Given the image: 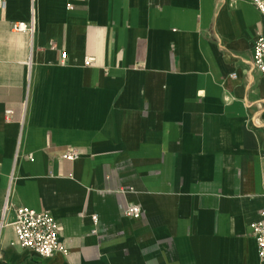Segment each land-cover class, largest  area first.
Returning <instances> with one entry per match:
<instances>
[{"label":"crops","instance_id":"obj_1","mask_svg":"<svg viewBox=\"0 0 264 264\" xmlns=\"http://www.w3.org/2000/svg\"><path fill=\"white\" fill-rule=\"evenodd\" d=\"M257 33L250 0H3L0 264H264ZM18 206L51 213L67 254L14 244Z\"/></svg>","mask_w":264,"mask_h":264},{"label":"built area","instance_id":"obj_2","mask_svg":"<svg viewBox=\"0 0 264 264\" xmlns=\"http://www.w3.org/2000/svg\"><path fill=\"white\" fill-rule=\"evenodd\" d=\"M258 13L264 20V0H250ZM3 0H0L2 6ZM13 31H32L33 24L13 23L11 25ZM54 49L55 46L51 45ZM65 52L61 53V58L64 59ZM94 63V57L87 56L83 60L84 66H91ZM251 68L264 76V33H257L252 45ZM231 78L235 74H230ZM5 121H10L13 118L12 109L4 110ZM80 156V152L75 148H68L61 151L58 155L59 159L65 161H74ZM31 158V155L28 156ZM4 209L0 213V230L5 225ZM143 209L135 203L127 204L124 210V216L138 219L141 217ZM96 223L97 217H92ZM14 233V244H17L21 249L27 251L32 256L38 259H47L57 252L64 255L67 254V249L63 246L59 238L60 224L48 211H36L26 206H18L14 210V220L10 223ZM250 234L253 237L257 255L264 262V208L259 212L258 218L250 223Z\"/></svg>","mask_w":264,"mask_h":264}]
</instances>
